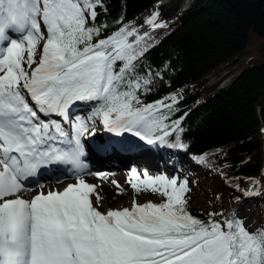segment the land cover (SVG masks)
<instances>
[{
  "label": "snow or ice",
  "instance_id": "snow-or-ice-1",
  "mask_svg": "<svg viewBox=\"0 0 264 264\" xmlns=\"http://www.w3.org/2000/svg\"><path fill=\"white\" fill-rule=\"evenodd\" d=\"M97 8L104 10L103 0H0V264H264V230L249 232L238 219L194 217L186 179L137 177L133 188L143 184L165 199L106 212L93 205L95 186L84 179L31 200L16 195L43 165L83 169L79 139L57 146L65 135L61 122L73 119L77 102L97 101L109 131L148 144L182 131L178 121L165 123L163 109L172 104L141 99L151 77L136 69L150 35L123 24L103 35L107 25L96 23ZM156 20L151 15L146 23L165 26ZM86 130L78 125V135Z\"/></svg>",
  "mask_w": 264,
  "mask_h": 264
},
{
  "label": "trees",
  "instance_id": "trees-1",
  "mask_svg": "<svg viewBox=\"0 0 264 264\" xmlns=\"http://www.w3.org/2000/svg\"><path fill=\"white\" fill-rule=\"evenodd\" d=\"M157 3L103 0L104 10L97 8L96 23L107 25L103 35L122 24L138 29L139 19L147 21L156 14V23L165 25L148 33V51L136 69L140 76L151 77L150 90L141 93L142 101L152 104L163 99L172 104L171 109H163L169 117L165 123L172 128V122L178 121L182 129L164 137L166 149L159 155L175 173L185 175L188 165L195 162L220 177L219 201L225 193L236 195L242 179H260L256 197H262L264 204V59L243 58L251 32L264 37V0H193L185 14L169 26L178 6L157 10ZM243 59L246 63L226 89H214L211 94L195 89L205 76ZM179 95L184 98L173 103L170 98ZM91 106L96 131L105 126L96 114L98 102ZM187 207L198 219L217 220V215L210 217L189 203Z\"/></svg>",
  "mask_w": 264,
  "mask_h": 264
},
{
  "label": "rangeland",
  "instance_id": "rangeland-1",
  "mask_svg": "<svg viewBox=\"0 0 264 264\" xmlns=\"http://www.w3.org/2000/svg\"><path fill=\"white\" fill-rule=\"evenodd\" d=\"M185 1L186 0H163L165 5H163L162 7L174 8L175 6H178L181 14H185V12H182L180 9L183 3H185ZM157 10H158V4H157ZM173 18H174L173 15L170 16V19ZM170 22H173V20ZM137 24H138L137 31H139V29L143 25L145 26L147 23L145 20L139 19L137 21ZM166 26L169 25L167 24ZM148 28H149V24H148ZM154 29L155 28L152 27V29H149L148 32L146 33H150ZM45 35L47 34L45 33ZM40 43H42V45L41 47H38V52L40 49H42L44 41L43 42L41 41ZM259 56H262L264 59V37L263 38L257 37V35L254 32H251L249 43L246 52L243 55V58L257 59ZM245 59L241 60L238 63H234V62L226 63L227 67L223 66V68H220L215 72H212L210 75H207L205 79L202 80L203 82L201 81L199 84H196L195 87L197 88L195 89H198L200 92H207L208 94H211L214 89L215 90L217 88L220 89L219 88L220 85L226 86L229 83L228 82L229 76L233 75V73L229 74L231 68L234 65L241 64L242 61L245 62L246 61ZM181 98H184L183 95L178 96V99ZM81 113L82 114L80 115H82V117L83 115L86 114L89 129L95 130V125L94 123H92L93 113L90 111L89 105H86L81 110ZM97 131L100 132L101 131L100 128ZM103 132L108 133L111 131H103ZM102 133L97 137L98 138L102 137ZM129 163L136 164L138 166L135 173H129V170H131L129 167L130 166ZM122 166H123L122 169L113 166L112 169L115 170V174L113 173V176L110 179H108L106 182L97 179L94 175L91 174L85 176V180L90 181V183L95 186V191L94 193L91 194V199L93 203H97L102 199L104 188L109 189L114 195L119 194L120 192L125 191L127 189L131 190L132 194H130L128 197L126 198L121 197L122 202L127 203L128 208H131L133 206V201H135L138 204H144L146 202L152 201L153 199H157L158 203H160L165 198L159 195L158 192L156 193L151 192V190L146 189L143 184H139L140 191H137V189L132 187V184L139 183L137 177H139V179L142 180L146 178V176L157 177L160 174L166 172L169 174L168 175L169 178H173V177L178 178V182H181L182 180L185 179L188 181V187L190 191L187 193V199H188V203L193 208L207 215H209L210 213H219L220 215H217V220H227L230 216L233 217L235 212L236 219L242 222L243 226L249 232H257L260 230H264V204L262 201V197H256L257 194L253 195L255 194V190L258 189L260 179L257 180L242 179L240 188L236 195L231 196L229 193H225L223 194L222 200L219 201L217 198V190H218L217 188L219 187L218 184L219 183L221 184L222 182L220 177L208 173L207 171L203 170L201 166L197 165V163L195 162L188 165L187 170H189V172L186 173L185 175L181 172H177L176 174H173L175 173V170L169 169V167L164 162V159L156 153L132 156L131 158H128L127 162L123 163ZM103 169L110 170L111 168H109L108 166H104L103 168L102 166L101 171H103ZM263 176H264V170H263ZM115 179L121 181L122 183L121 188H117L115 186L113 182V180ZM58 183L59 182H54L52 185L48 184L47 186H45L46 184L44 185L40 184L36 190L46 191V190H53L55 187L61 188L62 186L58 185ZM95 184H98L99 187H96ZM42 185L45 187H43ZM247 188H250L249 192L247 191ZM36 190L33 192H36ZM192 193L196 194L195 198L191 197ZM250 195H252L253 197L249 198ZM97 197H99L100 199L97 200ZM133 197L134 200H132ZM196 201H198L199 203L196 204ZM120 202L118 203V201H113L110 203V206L107 205L106 202H101V205L99 203L98 206L99 209L104 210L106 212L110 209L120 208V204H121ZM248 217L252 219L253 221L252 225L248 224L247 221Z\"/></svg>",
  "mask_w": 264,
  "mask_h": 264
},
{
  "label": "bare ground",
  "instance_id": "bare-ground-1",
  "mask_svg": "<svg viewBox=\"0 0 264 264\" xmlns=\"http://www.w3.org/2000/svg\"><path fill=\"white\" fill-rule=\"evenodd\" d=\"M191 1L192 0H186L185 1V3H183V5H182V7L180 8L181 9V11L182 12H185L188 8H189V6H190V3H191ZM158 4V10L160 9V7H162L163 5H165L164 4V2H163V0H159V2L157 3ZM180 7V6H179ZM182 14H181V12L180 11H178L177 13H174L173 14V16H174V18L173 19H169V21H168V25H171V24H174L175 22H177V20L179 19V17L181 16ZM173 20V22H170V21H172ZM145 27H147V28H145ZM149 29H152V26L151 25H149V28H148V23L144 26H142L140 29H139V33L142 35V34H144V33H146V32H148V30ZM136 39V37H132L130 40H135ZM246 62H242L241 64H238V65H234L232 68H231V71H229V74L230 73H233V75H231V76H229V79H228V84L226 85V86H224V85H220V89H223V88H226V87H228L229 86V84L232 82V80L236 77V75H237V73H238V69L242 66V65H244ZM225 67V66H224ZM221 68H223V66L221 67ZM220 69V68H219ZM218 70V69H217ZM216 71V70H215ZM215 71H213V72H215ZM228 74V73H227ZM210 75V74H209ZM206 77V76H205ZM205 77L203 78V79H205ZM202 79V80H203ZM203 82V81H202ZM218 84V83H217ZM203 87V86H202ZM209 87V86H208ZM218 89V88H217ZM204 90V89H203ZM53 116V115H52ZM89 132V131H88ZM111 136V134L110 135H108V137H110ZM85 139H86V137H85ZM87 144H89L91 147L92 146H98V147H102L103 145H104V140L103 141H99V139H96V141L94 142V143H92V144H90L89 143V141H87L86 142ZM106 164H110V163H106ZM104 168V167H103ZM109 168H111L110 170H111V172L110 173H112V175L111 176H113V173L115 174V170L114 169H112V167H109ZM104 170V169H103ZM106 175H108V174H106ZM102 180L104 181V182H106L108 179H106L105 180V177L104 178H102ZM48 182H50V183H48ZM52 182V183H51ZM44 184H46L45 186H47L48 184L49 185H52L53 184V181H51V180H49V181H47L46 183H44ZM43 184V185H44ZM42 185V186H43ZM58 185H63V183H58ZM45 186H43V187H45ZM259 186H260V183H259ZM259 186H258V189L257 190H255V194H253V195H256L257 194V192H258V190H259ZM66 187L65 186H62L61 187V189H65ZM247 191L249 192L250 191V188H247ZM25 192H27V193H32L33 191H32V189H27V190H25ZM130 194H132V191L131 190H129V189H127V190H125V191H122V192H120L119 194H116V195H114L109 189H107V188H104L103 189V194H102V199L99 201V202H97V203H93V205L94 206H97V205H99V203H100V205H101V202H106V204L107 205H109L110 206V203L111 202H113V201H118V203L120 202L121 204H120V208H118V209H122V208H125V207H127L128 208V206H127V203H124V202H122V198L124 197V198H126V197H128ZM122 197V198H121ZM191 197L192 198H195L196 197V194L195 193H192V195H191ZM253 196L252 195H250L249 196V198H252ZM132 200H134V197L132 198ZM151 202H154V203H158V200L157 199H153ZM147 203V202H146ZM199 202L198 201H196V204H198ZM100 211H102V212H105L104 210H101V209H99ZM233 219H236V213H234V215H233ZM227 220H231V216L227 219ZM247 221H248V224L249 225H252L253 224V221H252V219L251 218H247Z\"/></svg>",
  "mask_w": 264,
  "mask_h": 264
}]
</instances>
